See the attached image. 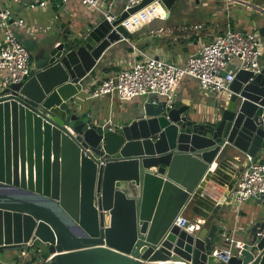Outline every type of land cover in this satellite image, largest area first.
<instances>
[{"label": "water", "instance_id": "95a60500", "mask_svg": "<svg viewBox=\"0 0 264 264\" xmlns=\"http://www.w3.org/2000/svg\"><path fill=\"white\" fill-rule=\"evenodd\" d=\"M153 2L167 18L177 0H141L112 22L98 16L61 34L42 45L24 80L0 89V252L34 246L53 253L50 264H264L262 196L230 255L213 217L203 233L176 223L214 179L217 159L233 158L231 147L264 149V58L258 72L241 69L214 93L213 122L147 96L136 117L113 126L76 112L98 61L130 35L124 20ZM259 31L264 39V23Z\"/></svg>", "mask_w": 264, "mask_h": 264}, {"label": "crops", "instance_id": "0c3cea01", "mask_svg": "<svg viewBox=\"0 0 264 264\" xmlns=\"http://www.w3.org/2000/svg\"><path fill=\"white\" fill-rule=\"evenodd\" d=\"M4 1L5 0H0V7L7 2ZM31 1L33 0H29L28 2L21 0L17 2H24L26 7H28V3ZM231 1L227 2L229 3ZM239 1L244 3H239L243 6H247L246 4L251 3L252 7L250 5L249 7L254 9L251 11L255 12L257 9L258 11L264 13V0ZM77 2L79 1L69 0L67 2H62L61 0H47L44 7L36 9L47 10V8H50L48 4L55 9L60 5V3H62L65 4L68 11H73L75 13L78 12L79 14L78 17L69 16L68 21L63 20L60 24L61 31L56 36H52L46 41L43 40L44 34L38 30H35L34 33H30L27 32L25 28L15 26V30L22 42H24V39H29L36 46V49L31 52L32 64L34 62V55H37L36 52L43 44L50 43L53 40H56V38L58 39L61 34H65L68 31L78 33L81 29L93 26L98 20V16L100 15L89 9L87 14H82L81 12L85 10L82 5V11L79 12ZM227 2H206L210 7V14L212 13V19L210 21L205 20L204 18L193 20V11L186 8L185 0H177L167 18L159 17V15H153L146 22L139 25L142 29L138 33L131 32L130 36L127 37V41L123 39L106 50L102 58L98 61L97 66L94 68L92 76L83 87V90L91 88L102 78L114 74L126 65L131 64L135 58V56L132 55V44L145 51L153 52L158 55L164 54L169 60L181 63L184 62L186 58L193 53L198 46H200V44L209 42L217 33L225 30L227 23H230L234 28L245 30H247L246 26L249 23H251V26L254 29H259V26L264 23V20H259L260 17L257 18L258 16L254 17L252 15H246V12H235L237 4L233 3L232 5H228ZM122 3V0H116L114 10H120ZM7 5L9 4L7 3ZM260 8L261 10H259ZM18 9L19 7H11L12 17L14 19H24L21 16L22 12L20 13ZM254 14L257 15V13ZM30 21H34L33 16L30 18ZM27 25L34 26L32 23H27ZM263 58L264 54L262 55L261 60ZM232 68H234V65H232ZM177 91L178 95L176 101H180L181 103L188 105V112L192 119L199 122H213L216 120L218 116L216 104L219 102V94L222 92H219L217 96H214V93L204 91L195 79L188 76L184 77L179 82L177 85ZM76 99H80L79 103H75L77 106L76 112L80 116L95 125H103L108 123L107 121L110 120V124L113 126V124H116L119 120H125L130 116L136 117L138 107L146 99V97L144 100L140 96L121 100L116 95L111 98V95L105 94L98 97L85 98L82 97V93L80 92L75 97V100ZM89 99H92V101L89 102ZM228 151H230L233 155V158L224 156L217 159L219 162L218 165L216 164L217 161L214 162V165L216 164V168L212 167V169H217V173H214L213 176L214 179H209L205 182L203 192H201L199 197H197V204H192V208L187 209L184 212V214L191 220L203 218L208 221V219L210 220V218H214L213 221L218 224L217 232L220 239L218 243L219 249L228 246L225 240L220 236L219 223L221 221L225 222L229 231L234 228L236 229V226L234 225H237V221L235 220V213L232 210L233 203H231L233 198V188L246 162V154L244 152L236 150L233 147H231ZM255 156L258 158L264 157V149L257 152ZM259 197L246 200L247 203L245 202V204L239 208V214L242 213L243 216L240 215L238 221L246 220V215L244 213L253 209V204L255 202L261 204L258 202ZM225 211H228L231 215L230 217L232 218L230 220L224 218L223 215ZM256 212L257 210H253V212L250 213V219H254ZM204 224L200 225L196 231L199 230L201 233L205 232V227H203ZM242 232H245L244 234L246 237V228ZM245 237L242 239L234 236V239L244 241ZM20 251L22 250L18 249L16 251V255H14L11 260L2 261L10 262L14 260Z\"/></svg>", "mask_w": 264, "mask_h": 264}, {"label": "built area", "instance_id": "2783aa9c", "mask_svg": "<svg viewBox=\"0 0 264 264\" xmlns=\"http://www.w3.org/2000/svg\"><path fill=\"white\" fill-rule=\"evenodd\" d=\"M46 1L33 0L28 3V8L44 7ZM140 1L122 0L120 10L115 11L116 0H79L84 7L105 17L109 22H112L117 14ZM234 1L242 3L238 0ZM159 17L165 18L164 15ZM15 26L25 28L30 33L35 32V28L27 25L24 19L12 17L11 8L6 2L0 7V89L12 82L24 80L32 67L31 51L19 38ZM226 26L225 30L217 33L209 42L198 46L181 63L169 60L164 54L158 55L145 51L132 44V55L135 56L133 62L114 74L102 78L91 88L82 89V97L91 98L109 94L111 98L116 95L123 100L145 95L153 102L165 100V107H172L178 95L177 85L186 76L195 79L206 92L227 91L239 70H251L253 73L260 70L261 57L264 54V39L258 28L239 29L232 27L230 23ZM124 39L128 40V38ZM107 122L110 123V120ZM262 192H264V157L258 158L255 155L246 154V162L233 188L231 203L234 198L241 203L259 197ZM184 220H188L185 229L189 232L196 231L206 221L203 218L191 220L182 213L177 217L176 223L182 225ZM219 226L220 236L228 245L220 250L228 255L234 253L235 249L239 252L244 241L235 240L225 222L221 221ZM215 252L218 253V250ZM27 254L23 249L18 253L20 258L16 257L10 262L1 260L0 264H50L53 256V253L45 256L39 250V253L32 257H21Z\"/></svg>", "mask_w": 264, "mask_h": 264}, {"label": "rangeland", "instance_id": "374dc122", "mask_svg": "<svg viewBox=\"0 0 264 264\" xmlns=\"http://www.w3.org/2000/svg\"><path fill=\"white\" fill-rule=\"evenodd\" d=\"M23 1L24 2H26V1L28 2L29 0H23ZM181 1H183V0H181ZM216 1H222V3H226L227 1H231V0H226V1L225 0H185V4H186V8L187 9H189V10L191 9L190 11H193V15H194L193 16L194 17L193 20L203 19L204 18L205 20H210L211 21L212 13L210 14L211 10H210L209 5L206 2H216ZM4 2H6V1H4ZM24 2L23 3H18L15 0H7V3L9 4L10 8L12 6H14V8L19 7L18 11L20 13L22 12L21 16L25 19V23L26 24L27 23H29V24L32 23L34 25L33 27H35V30H38L39 32H42L44 34L43 40H45V41L47 39L51 38L52 36H56L61 31L60 24H61V22H63V20L68 21L69 16L70 17L71 16H77V17L79 16L78 12L75 13L73 11H68V9H66V7H65V4H62V3H60V5L58 7H56L55 9L51 5L48 4V6L50 8H47V10H45V9L36 10V9H33V8L26 7ZM233 3L237 4L236 8H235V12H246L247 13L246 15H252L254 17L258 16L257 18L260 17L259 20H264V13L263 12H260L258 10H255V12L251 11V10H254L253 8H251L252 7L251 3L247 4V5L251 6V7H249V6H243V5L239 4L238 2H235V1L232 0L231 2L228 3V5H232ZM77 5H78V8H79V12L82 11V6H83V9H85L86 11L84 10L81 13L82 14H87L88 9H86L84 7V5H82L80 2H77ZM259 10H261V8ZM33 11H35V12H33ZM263 11H264V9H263ZM254 13H257V15L254 14ZM32 16H33V20L34 21H30V18ZM35 18H36V21H35ZM75 24H77V23H75ZM141 29H142L141 27L137 26V27H135L133 29H130V30H131L132 33H138ZM246 29L247 30H253L254 28L251 26V23H249L246 26ZM23 43L31 52L36 49L35 44H33L29 39H24ZM203 44L204 43L200 44V46L203 45ZM140 97L144 100V98L146 96L145 95H140ZM88 101L91 102L92 99H89ZM79 102H80V99H76L75 100V103H79ZM260 196L264 197V192H262L260 194ZM234 199H233L232 210L235 213V216H236L235 220L237 221L236 222L237 225H234V226H236V230L235 231L234 230H230L229 232L231 233V235L233 237L235 236V237H238V238L240 237V238L244 239V237H245L244 233L245 232H242V231L245 228H246V231H247V229L253 223V219H250V217H251L250 213L253 212V210H257L258 211L261 208L262 205L255 202L253 204L254 208L249 210V211H247L246 213H244L246 215L245 219L247 220V222H246V220L238 221L239 216L240 215L243 216L242 213L239 214L240 213V209L239 208L242 205H244L246 201L239 203V202H237ZM253 201H255V200H253ZM223 216L227 220L228 219L230 220L232 218V217H230L231 215L229 214L228 211H225ZM17 250L18 249H4V250H1V252H0V256H1L0 261L1 260H11L12 257L14 255H16V251ZM24 251L27 252L28 254L27 255H22L21 257H23V258L32 257V256H34V254H38L39 253L38 248H36L34 246H28V247H26L24 249ZM16 257L20 258V256H18V255Z\"/></svg>", "mask_w": 264, "mask_h": 264}, {"label": "bare ground", "instance_id": "6f19581e", "mask_svg": "<svg viewBox=\"0 0 264 264\" xmlns=\"http://www.w3.org/2000/svg\"><path fill=\"white\" fill-rule=\"evenodd\" d=\"M239 1V0H238ZM241 2V1H240ZM164 8L157 2H153L142 9L136 11L135 13L129 15L125 20L124 23L126 27L133 29L142 23L146 22L150 19L153 15H164Z\"/></svg>", "mask_w": 264, "mask_h": 264}, {"label": "flooded vegetation", "instance_id": "af4514ba", "mask_svg": "<svg viewBox=\"0 0 264 264\" xmlns=\"http://www.w3.org/2000/svg\"><path fill=\"white\" fill-rule=\"evenodd\" d=\"M36 52V51H35ZM37 54L39 53V50L36 52ZM35 56V55H34Z\"/></svg>", "mask_w": 264, "mask_h": 264}, {"label": "trees", "instance_id": "16d2710c", "mask_svg": "<svg viewBox=\"0 0 264 264\" xmlns=\"http://www.w3.org/2000/svg\"><path fill=\"white\" fill-rule=\"evenodd\" d=\"M252 2V1H251ZM254 3V2H253ZM130 36V35H129ZM26 248V247H25ZM25 248H23V249H25ZM22 250V249H21Z\"/></svg>", "mask_w": 264, "mask_h": 264}, {"label": "clouds", "instance_id": "9594fccd", "mask_svg": "<svg viewBox=\"0 0 264 264\" xmlns=\"http://www.w3.org/2000/svg\"><path fill=\"white\" fill-rule=\"evenodd\" d=\"M23 250V249H22Z\"/></svg>", "mask_w": 264, "mask_h": 264}]
</instances>
